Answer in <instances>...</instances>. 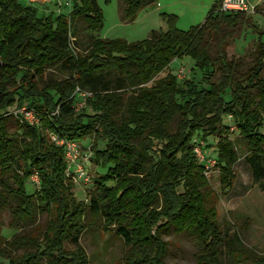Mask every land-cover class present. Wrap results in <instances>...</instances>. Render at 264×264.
<instances>
[{
	"label": "trees",
	"instance_id": "16d2710c",
	"mask_svg": "<svg viewBox=\"0 0 264 264\" xmlns=\"http://www.w3.org/2000/svg\"><path fill=\"white\" fill-rule=\"evenodd\" d=\"M118 1L120 20L131 23L157 0ZM221 2L214 0L204 21L187 31L177 28L175 15L160 13L164 30L127 43L91 34L103 27L96 0H71L68 15L55 19L0 0V212H8L9 229L20 230L0 237V264H88L80 246L86 216L122 240L124 264H167L169 231L193 236V264H264V255L219 226L217 195L193 152L203 144L225 192L240 141L264 195V31L249 14L219 11ZM244 31L257 42L241 70L227 49ZM183 59L201 85L170 73L156 79ZM52 70L63 77L45 79ZM81 92L91 95L88 111L74 108ZM23 106L36 124L13 117ZM52 136L91 140L93 163L104 173L86 203L76 200L64 147ZM34 174L38 189L27 194ZM39 216L47 218L43 231L31 229Z\"/></svg>",
	"mask_w": 264,
	"mask_h": 264
},
{
	"label": "rangeland",
	"instance_id": "374dc122",
	"mask_svg": "<svg viewBox=\"0 0 264 264\" xmlns=\"http://www.w3.org/2000/svg\"><path fill=\"white\" fill-rule=\"evenodd\" d=\"M24 6L33 8L36 16L51 17L55 19L58 15L67 16L70 11L71 0H53L50 3H29V0H18ZM103 18V27L100 31L91 34L97 39L115 40L121 39L127 43H134L144 40L150 31L165 29L164 22L159 18L160 13L175 15L178 19L177 28L187 31L191 27L200 25L214 0H157L155 3L140 10L131 23H123L118 12V0H96ZM249 7L254 11L249 14L254 24L264 31V0H249ZM79 26H82L80 24ZM264 41V38L261 39ZM257 42V36H253L249 31H244L241 37L227 49L230 58L240 59L241 70L250 65V53ZM190 63L186 59L174 62L167 71L159 75L156 79L164 77L167 73L173 74L181 82L194 80L200 84L201 75L195 71H190ZM190 71V72H189ZM61 79L63 76L55 70L47 71L45 79L48 77ZM201 85V84H200ZM22 108H25L24 106ZM77 111H88L82 99L74 104ZM15 117V116H13ZM27 118V117H26ZM29 118V117H28ZM223 124L231 127L233 124L229 118H223ZM232 139L237 138V133L233 131ZM214 141L209 140V144ZM91 140L85 139L75 143V150L70 154L66 162V171L74 183L73 194L77 201H85V194L90 190L95 178L104 173L102 169L93 163V152L90 149ZM104 143L97 142V149L101 150ZM239 160L234 172L235 179L232 187L222 192L218 184V171L215 163L210 161L206 177L210 188L217 195L216 209L218 214V224L223 230L235 233L242 243L255 252L257 255H264V195L253 183L250 168L244 161V149L241 142L236 144ZM31 183L26 186V193L32 194L38 189V185ZM9 214L7 211L0 212V237L8 240L13 234L20 230L8 228ZM47 218L37 217L31 229L43 231ZM168 244L165 257L167 264H193L196 250L194 248L193 236L187 233L180 235L169 231L163 237ZM80 246L84 250L88 264H124V256L127 247L122 240L112 232H104L102 222L98 218L86 216V230L81 235ZM223 263L226 262L222 258ZM242 264H253L245 262Z\"/></svg>",
	"mask_w": 264,
	"mask_h": 264
},
{
	"label": "built area",
	"instance_id": "2783aa9c",
	"mask_svg": "<svg viewBox=\"0 0 264 264\" xmlns=\"http://www.w3.org/2000/svg\"><path fill=\"white\" fill-rule=\"evenodd\" d=\"M52 1L53 0H29V3L46 4V3H50ZM219 11L224 12V13L242 12V13H246V14H251L254 11V8L251 9L249 7L248 0H222V2L219 5ZM76 91L78 92L79 90H76ZM79 96L81 97L83 103L85 102L86 98L91 97L90 94L82 93V92L79 94ZM18 113L22 114L24 116V120L28 124L32 125V124L37 123V121L34 118L33 113L31 111L27 110L26 108H21L20 110L14 112L13 115L16 116V114H18ZM51 140L53 142H55L57 145L64 147L65 161L67 162L70 154L76 148V146H75L76 142H66L63 140H57V138L54 136L51 137ZM193 152H194L198 162L202 163L204 165V169L208 170L209 163H210V161H213V160H211L205 156V153L203 151V144L200 143L199 145H196L193 149ZM205 172H206V170H205ZM66 173H67V171H66ZM31 180L33 182H35L37 185L39 184L36 174H34L31 177Z\"/></svg>",
	"mask_w": 264,
	"mask_h": 264
},
{
	"label": "crops",
	"instance_id": "0c3cea01",
	"mask_svg": "<svg viewBox=\"0 0 264 264\" xmlns=\"http://www.w3.org/2000/svg\"><path fill=\"white\" fill-rule=\"evenodd\" d=\"M249 1V0H248ZM253 36H255L256 37V35H253Z\"/></svg>",
	"mask_w": 264,
	"mask_h": 264
},
{
	"label": "water",
	"instance_id": "95a60500",
	"mask_svg": "<svg viewBox=\"0 0 264 264\" xmlns=\"http://www.w3.org/2000/svg\"><path fill=\"white\" fill-rule=\"evenodd\" d=\"M0 66H1V63H0Z\"/></svg>",
	"mask_w": 264,
	"mask_h": 264
}]
</instances>
